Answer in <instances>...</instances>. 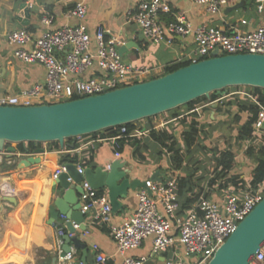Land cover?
<instances>
[{
	"label": "crops",
	"instance_id": "0c3cea01",
	"mask_svg": "<svg viewBox=\"0 0 264 264\" xmlns=\"http://www.w3.org/2000/svg\"><path fill=\"white\" fill-rule=\"evenodd\" d=\"M140 1L143 0H0V95L25 89L42 81L45 75V68L40 63H25L13 55L15 47L8 44L6 34L13 29L24 27L32 36L37 37L46 30L63 25H77L79 20L70 15L76 2H83L86 5V15L82 24L91 35L93 51L96 50L94 31L98 25H103L109 30L110 36L116 37L117 48L129 43L122 55L125 62L154 68L159 72L158 74L155 71L154 77L164 74L167 65L192 50L193 33L176 36L171 45L148 42L130 16ZM166 1L172 13L163 14L162 20L165 22L174 20V13L183 11L186 26L191 30L202 24L225 30L236 27L243 31L264 26V7L259 11L252 0H227L216 14L208 13L203 6L196 5L191 0ZM21 3H25L30 12L28 25L25 26L15 19L16 16L23 17ZM45 12L53 16L48 25L40 22V17ZM242 20L246 23H242ZM231 96L222 94L220 101L207 98L187 112L181 110L175 117L163 113L158 117L137 120L132 129L136 130L137 135L121 138L120 148L117 150L109 142H97L95 141L97 138L92 136L81 138L73 146L81 147L79 155L87 162L84 167L93 168L101 165L106 169L110 163L119 159L120 169L129 170L131 178L152 180L153 177L155 181L174 177L176 181L187 178L189 181L185 193L183 191L182 194H177L180 201L181 198L196 197L195 202L200 195L221 201L223 189L220 190L215 184H210L214 166L212 170L209 168L205 157L207 154L200 150L203 148L197 144H200L199 139L204 138L206 141L207 137L217 134L220 125L234 124L237 133V128L245 122L246 112L239 113L240 119L236 120L238 108L235 101L229 103ZM192 120L196 122L198 134L195 143L186 148L182 133L189 128ZM162 130L175 137L166 141L167 144L176 142L175 146L181 148L183 160L178 168L175 166L172 153L152 137L153 132L160 133ZM238 142L245 144L246 156L241 157L228 148L233 152V166L228 177L235 176L238 179V187L232 183L227 187L234 188L235 192L242 196L245 191L264 187V180L257 187L253 186L254 169L257 165L256 154L247 151L250 145L255 151L264 145V137L257 135L248 141ZM11 145L15 147L17 154L24 153L18 149V143ZM52 146L51 142L35 145L36 148H44V152L36 154L35 157H39V161L29 166L18 168L14 159H8L6 155L0 162V264H74L72 261H60L55 228L59 216L51 219L49 215V206L55 193L53 184L56 181L52 179V174L60 164V155L71 147L66 142L63 148L58 142L56 147ZM23 147L27 148V143H24ZM115 151L120 152L119 157L115 156ZM136 190L119 199L121 207L111 211L107 223L94 220L91 212L85 215L86 230L78 231V235L85 244L86 254L83 261L81 249L72 246L75 262L81 260L84 264H122L124 256L131 255L147 256L149 260L146 264H162L165 259H170V256L174 255L172 247L165 252L153 254L150 238L145 239L138 248L127 251L125 255L117 251L111 228L121 224L134 211L137 203ZM100 193L108 197L107 190H101ZM3 196L12 197L13 202L4 200ZM95 244L98 246V252L107 257L105 263L96 260L97 250L93 249Z\"/></svg>",
	"mask_w": 264,
	"mask_h": 264
},
{
	"label": "built area",
	"instance_id": "2783aa9c",
	"mask_svg": "<svg viewBox=\"0 0 264 264\" xmlns=\"http://www.w3.org/2000/svg\"><path fill=\"white\" fill-rule=\"evenodd\" d=\"M194 4L203 6L210 14L219 13L227 0H191ZM259 11L264 7V0H252ZM172 13L166 0L140 1L131 19L137 24L144 38L153 44L165 43L171 45L176 36L193 33V48L188 54L180 55L167 66L178 63H195L216 55L257 53L264 55V26H258L250 31L236 27L225 30L208 25H198L193 30L186 26V16L183 11L174 13V20L163 21V14ZM70 15L79 20L77 25H63L53 30H46L34 37L24 27L9 31L6 34L9 45L14 46L13 55L25 63H40L45 68L42 81L11 94L0 95L2 106H30L42 103H55L64 100L101 94L107 91L144 81L156 76L154 68L145 65H134L122 59L118 52L116 37L109 35V30L98 25L94 31L96 50L91 47V35L82 20L86 15V5L76 2ZM53 16L43 13L40 22L51 23ZM246 23L245 20L241 21ZM166 67L164 66V69ZM1 69V63H0ZM158 72V71H157ZM162 71H160L161 73ZM159 74V72H158ZM247 94L236 93L232 95ZM227 96L230 94H226ZM257 105L258 117L254 123V136L264 137V103L251 98ZM222 100V97L215 101ZM137 135L136 130L128 131L121 125L116 135L97 137V142H109L115 149L120 148L119 140L123 137ZM78 142L82 136L75 137ZM81 147H71L64 152L76 157L77 169L82 171V159L79 155ZM5 152L0 151V162ZM120 152L115 151L119 157ZM65 164H59L53 171L52 179L65 171ZM79 194L80 211L85 215L92 213L93 219L107 223L111 215V204L107 195L99 193L86 181H81ZM264 195V187L248 190L239 196L234 188L223 189L221 201L200 195L189 208L180 210L177 195L176 178L163 181L145 179V187L136 190V207L134 211L118 225L111 228L112 237L117 251L123 255L129 250L138 248L142 242L150 238L153 254L165 252L173 248L176 260L165 259L162 264H206L214 251L234 231L242 220L260 201ZM64 215H59L55 222L58 255L62 262L72 261L74 264H84L81 260L75 262L72 247L61 255L62 235L65 233ZM77 228V225L74 224ZM179 247H183L186 257H180ZM96 260L105 263L107 257L98 252ZM147 256L125 255L122 264H146ZM251 264H264V244L254 255Z\"/></svg>",
	"mask_w": 264,
	"mask_h": 264
},
{
	"label": "water",
	"instance_id": "95a60500",
	"mask_svg": "<svg viewBox=\"0 0 264 264\" xmlns=\"http://www.w3.org/2000/svg\"><path fill=\"white\" fill-rule=\"evenodd\" d=\"M20 8L23 17L16 16L15 19L21 25H28L29 9L25 3H21ZM128 44L118 48L119 54L123 55ZM232 86L264 89V55H216L214 51L212 57L105 93L30 106L0 105V151H4L8 159L13 158L16 167L22 168L37 163L39 157L35 156L43 153L44 148L38 147L28 154L25 147L24 153L17 154L11 144L57 141L63 148L68 138L153 117L199 97L210 98L211 93L221 95L224 89ZM73 142L67 145L73 147ZM6 143L10 145L5 147ZM65 168L53 184L55 193L49 206V215L51 219L59 215L66 218L65 233L61 237V255L73 246L81 249L84 261L85 244L78 235V231L86 230L85 214L80 211L78 196L82 191L80 182L86 181L97 190H107L112 211H116L121 207L119 199L125 198L130 191L145 187V180L131 178L129 170L120 169L119 159L106 169L97 165L93 168L81 167L82 171L79 172L73 163H66ZM3 199L13 202L12 197L3 196ZM263 244L264 195L239 221L206 264H251Z\"/></svg>",
	"mask_w": 264,
	"mask_h": 264
},
{
	"label": "trees",
	"instance_id": "16d2710c",
	"mask_svg": "<svg viewBox=\"0 0 264 264\" xmlns=\"http://www.w3.org/2000/svg\"><path fill=\"white\" fill-rule=\"evenodd\" d=\"M186 65V63H178V64H173L168 66L166 69V72L168 71H172L180 66ZM233 88H240V86H232ZM248 91H246L245 93L247 94H243V95H239V94H235L233 96L230 97L231 100H229V103L232 102H236L237 104V108H238V113L237 115H235L236 120L238 121L240 119V115L239 113H244L246 112L247 114V118L245 120V122L243 124H241L238 128H237V133H236V139L238 141H248L250 139H252L254 137V123L258 117V107L257 105L252 101L251 98H254L258 101H260L261 103H264V89L260 88V87H254V86H247ZM228 89V88H226ZM225 90V89H224ZM216 94L215 93H211L210 95V99H215L216 98ZM207 98L205 96L199 97L197 99H194L186 104H183L181 106H178L172 110L166 111L167 113L169 112L170 115H172L173 117L178 116L181 112V110H186V112L188 110H191L195 104L201 102V101H205ZM163 112V113H166ZM161 114H158L156 116L153 117H158ZM149 118V117H147ZM134 122H129L124 124V126L128 129V131H131L134 128ZM120 126H114V127H108L105 128L103 130L100 131H96L90 134H86V135H81L82 137H87V136H92V137H105V136H110V135H116L119 131ZM198 134V129L196 127V122L194 120L191 121L189 128L187 130H185L182 133V136L184 138V145L186 148L191 147L194 143H195V137ZM152 137L155 141H157L159 144H161L162 147H165L167 149L168 152L172 153V158L173 161L175 163V166L178 168L183 160V157L181 155V148L180 147H176V142H172V144H167L166 141L168 140H172L175 137L172 134H167L166 130H162L160 133H152ZM74 142V145H76L78 142L76 141V138H68L65 140V142L67 144L72 143V141ZM120 141V140H119ZM27 143V152H32L36 149L35 145H39L40 143L35 144V142H26ZM22 142L18 143V149L21 152H25V149L23 147ZM51 144L53 145L52 147H56L57 146V141H52ZM10 145V143H6L5 147ZM247 151L249 153H254L256 154V161H257V165L254 169V178L252 180L253 182V186L254 188L258 186L259 183H261L264 180V145H262L261 147L257 148L256 151L254 150V148L252 147V145H250L247 149ZM76 157L71 156L69 153H65L63 152L60 155V164H66V163H76ZM87 164V162L82 161L81 165L82 167H84V165ZM233 166V152L226 148L223 149L221 151H219L218 155L215 157V163H214V170L212 172V177L210 179V184L213 185L215 184L216 187L220 190L226 188L230 183H232V185L238 187V182H237V178L235 176H229V171ZM188 179L187 178H180L177 182L178 185V193L177 194H182L183 191L185 193L186 189V185L188 183ZM101 192V190H99V193ZM196 197L194 198H187V199H182L181 201H179L180 203V210L181 212L183 210H186L187 208H189L191 206V204L194 202Z\"/></svg>",
	"mask_w": 264,
	"mask_h": 264
},
{
	"label": "rangeland",
	"instance_id": "374dc122",
	"mask_svg": "<svg viewBox=\"0 0 264 264\" xmlns=\"http://www.w3.org/2000/svg\"><path fill=\"white\" fill-rule=\"evenodd\" d=\"M248 91L247 86H240V88H233L228 87V89H225L222 91V94H230L232 95L234 92L236 93H243ZM233 96V95H232ZM167 113V112H166ZM169 115V112H168ZM231 116V115H229ZM219 132L217 134H214V136H211L210 138H206V141L203 139H199L200 144L198 143V147L203 148L200 150H203L206 152V160H208L209 168L212 170L214 163H215V157L218 155L220 150L230 148L232 149L236 154L240 155L241 157L246 156V152L244 151L245 144L243 145L237 141L235 135H236V129H234V124H228L225 123L223 125H220ZM203 135V134H202ZM197 140V139H196ZM202 154V153H201ZM179 253L182 260L190 261L192 258H189L185 256L183 247H179ZM170 259L176 260V257L170 256Z\"/></svg>",
	"mask_w": 264,
	"mask_h": 264
},
{
	"label": "flooded vegetation",
	"instance_id": "af4514ba",
	"mask_svg": "<svg viewBox=\"0 0 264 264\" xmlns=\"http://www.w3.org/2000/svg\"><path fill=\"white\" fill-rule=\"evenodd\" d=\"M221 95H222V94H221ZM219 97H220V95H217L215 99H217V98H219Z\"/></svg>",
	"mask_w": 264,
	"mask_h": 264
}]
</instances>
